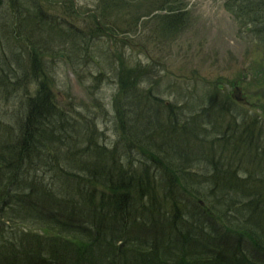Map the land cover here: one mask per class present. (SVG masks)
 Wrapping results in <instances>:
<instances>
[{
    "label": "rangeland",
    "instance_id": "1",
    "mask_svg": "<svg viewBox=\"0 0 264 264\" xmlns=\"http://www.w3.org/2000/svg\"><path fill=\"white\" fill-rule=\"evenodd\" d=\"M178 1L187 11L184 27L167 30L163 21L173 14L159 7L172 0H75L72 4L67 0H0V121L14 126L28 98L34 97L44 81L57 106L54 127L66 130L61 158L75 140L85 164L91 163L95 155L83 145L84 137H90L104 150L115 146L118 139L119 150L124 151L123 144L130 147L134 142L140 153H158L167 162L182 164L188 161L173 152L149 150V144H159L160 137L146 134L145 126L151 122L166 128L165 124L173 123L178 129V123L188 119L191 124L184 135L194 136L188 148L197 151L205 146V155H210L206 165L204 161L192 163L193 173H197L193 178L198 176V181L204 182V193L213 166L228 163L240 181L248 179L254 162L258 160L257 164L264 167V158L252 160V149L238 144L237 136L252 139V127L233 134V140L228 137L225 143L209 142L214 131L223 133L230 127L229 115L239 119L245 116L246 122L252 123L253 95L258 92L264 97V88L256 87L264 86V35L257 36L251 25L236 18V5L248 4L245 0L236 4L235 0ZM32 48L39 59L31 57ZM124 72L132 74L134 84L128 94L119 97L118 78ZM218 84L225 89L214 93ZM235 85L248 104L232 103L228 114L217 113ZM211 99L218 108L206 115L203 109ZM166 102L173 112H164L163 117L155 108ZM256 115L262 131L264 116ZM0 137L5 140L1 133ZM239 146L243 150L236 152ZM74 150L77 153L76 142ZM50 164L56 165V161L52 158L48 167ZM44 167L37 166L30 176L48 183L56 171ZM227 193L223 195L227 200L239 204L242 191L230 189ZM219 230L225 232L221 225ZM144 233L143 228L132 230L134 239L144 238ZM217 239L220 241L202 251V257L212 255L224 242L230 243L223 236ZM199 241L202 244L203 238ZM201 244H197L199 250L203 249Z\"/></svg>",
    "mask_w": 264,
    "mask_h": 264
},
{
    "label": "trees",
    "instance_id": "2",
    "mask_svg": "<svg viewBox=\"0 0 264 264\" xmlns=\"http://www.w3.org/2000/svg\"><path fill=\"white\" fill-rule=\"evenodd\" d=\"M176 1L159 7L173 14L163 21L167 30L184 27L186 14H179L181 6ZM245 2L236 5V18L252 25L257 36L264 35V0ZM32 53L38 59L34 48ZM131 75L124 72L118 78L119 97L132 90ZM54 100L41 83L14 126L0 123L5 137H0V264H250L241 253L247 247L264 256V167L258 160L245 181L231 175L230 167H211L204 196V182L193 178L192 168L200 155L194 159L180 149L174 154L188 162H167L158 153L142 151L152 165L136 166L123 164L119 147L106 151L84 137L83 145L95 155L85 164L78 141L70 137L73 148H67L61 158L66 130L54 127ZM210 104L215 110V104ZM165 126L170 131L153 126V130L145 127V133L169 141L174 124ZM187 126L177 129L179 135ZM153 146L160 150L158 144ZM134 151L130 148L127 155ZM52 158L56 165L48 167ZM36 165L55 170L56 177L47 183L30 176ZM230 189L242 191L245 198L232 203L223 196ZM138 228L145 230L142 239L132 235ZM200 236L214 242L223 236L230 245L224 242L212 255L202 257L207 247H197Z\"/></svg>",
    "mask_w": 264,
    "mask_h": 264
},
{
    "label": "water",
    "instance_id": "3",
    "mask_svg": "<svg viewBox=\"0 0 264 264\" xmlns=\"http://www.w3.org/2000/svg\"><path fill=\"white\" fill-rule=\"evenodd\" d=\"M220 89H222V88H220ZM236 100H237V101H240L241 99L237 97Z\"/></svg>",
    "mask_w": 264,
    "mask_h": 264
}]
</instances>
